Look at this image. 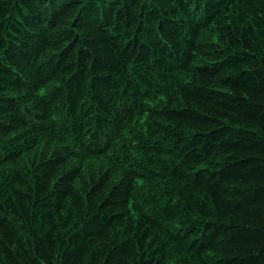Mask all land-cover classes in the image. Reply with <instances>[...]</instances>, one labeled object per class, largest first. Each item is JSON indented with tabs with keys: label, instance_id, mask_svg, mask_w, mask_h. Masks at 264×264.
I'll list each match as a JSON object with an SVG mask.
<instances>
[{
	"label": "trees",
	"instance_id": "16d2710c",
	"mask_svg": "<svg viewBox=\"0 0 264 264\" xmlns=\"http://www.w3.org/2000/svg\"><path fill=\"white\" fill-rule=\"evenodd\" d=\"M0 264H264V0H0Z\"/></svg>",
	"mask_w": 264,
	"mask_h": 264
}]
</instances>
